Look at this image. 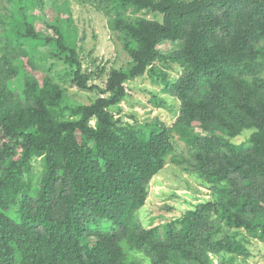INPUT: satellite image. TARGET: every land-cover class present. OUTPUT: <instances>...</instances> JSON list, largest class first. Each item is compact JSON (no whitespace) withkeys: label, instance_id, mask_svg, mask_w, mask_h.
<instances>
[{"label":"trees","instance_id":"obj_1","mask_svg":"<svg viewBox=\"0 0 264 264\" xmlns=\"http://www.w3.org/2000/svg\"><path fill=\"white\" fill-rule=\"evenodd\" d=\"M95 2L128 56L106 87L91 83L95 72L59 24L54 35L35 28L30 13L45 0L0 14V264H209V253L239 264L250 238L230 229L264 238V0ZM165 41L174 43L167 52ZM23 47L43 49L45 74H24L19 95L10 79L36 62ZM142 76L180 101L173 125L108 110ZM67 81L97 96L72 103ZM169 159L215 198L146 227L138 211Z\"/></svg>","mask_w":264,"mask_h":264},{"label":"rangeland","instance_id":"obj_2","mask_svg":"<svg viewBox=\"0 0 264 264\" xmlns=\"http://www.w3.org/2000/svg\"><path fill=\"white\" fill-rule=\"evenodd\" d=\"M31 2L34 4L38 0H0V14L13 12L20 15L26 10L24 8L22 10V6L30 9ZM96 3L98 2L95 0H45V5L36 6L32 12L30 11V15L33 16L35 28L50 35H54L51 24H59L65 33L67 42L77 47L83 68L95 72L91 83L106 87L112 67L126 66L128 56L119 48L113 36L109 17ZM139 17L141 14L133 15L135 19ZM142 17L163 20L162 14L158 13H149ZM4 38V33L0 29V43L4 42ZM173 44L171 41H165L159 44L158 48L167 52L174 47ZM0 46L2 54L4 46L2 44ZM23 48L21 53L27 52L28 57L33 56L36 62L34 65L28 63L25 69L22 68L16 76L10 79V86L19 95L22 94L25 85L26 75L24 74L33 73L39 79H42L41 75L45 74L42 67V61L45 58V53L44 55L41 53L43 49L31 51L28 47ZM18 58L14 61L16 66L23 63L24 56L20 57L21 60ZM103 68H105L104 72ZM176 74L175 70L171 72V76ZM62 86L66 88L69 101L72 103H89L97 96L94 91L81 90L77 85H72L70 81L63 82ZM124 86L127 97L118 105L108 109L115 117L120 116L123 121L130 123L152 122L155 119L170 126L175 123L180 101L165 92L162 85L153 83L147 76H142L126 82ZM153 95L164 100L163 107H159L153 101ZM90 124L95 126L96 120L92 119ZM237 138L235 141L241 142L243 136L240 135ZM176 153L187 154L186 148L180 141L176 142ZM38 169L40 171V167ZM214 198L212 191L202 184L200 179L185 172L179 164L169 159L164 168L152 178L145 205L138 211V220L146 227L161 225L180 217L195 204ZM230 230H239L250 238L251 254L247 257L238 256L237 262L239 264H264V238L250 235L247 226ZM209 257L211 261L209 264H220L215 253H209ZM145 259L143 258L142 261L147 264V259ZM189 264L194 263L189 262Z\"/></svg>","mask_w":264,"mask_h":264}]
</instances>
